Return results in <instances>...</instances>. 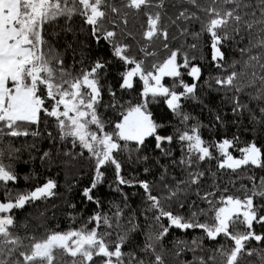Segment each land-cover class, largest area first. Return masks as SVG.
Masks as SVG:
<instances>
[{
    "label": "snow or ice",
    "instance_id": "snow-or-ice-1",
    "mask_svg": "<svg viewBox=\"0 0 264 264\" xmlns=\"http://www.w3.org/2000/svg\"><path fill=\"white\" fill-rule=\"evenodd\" d=\"M171 6L175 11L169 15L166 0H0V137H39L40 131L31 130V126L40 124L41 114L53 118L59 139L71 138L73 145L86 150L94 161L91 183L80 195L102 208L103 202L96 190L104 183V167L111 165L115 169L113 191L122 197L119 204L112 203L111 214L95 211L78 228L49 230L42 238L22 237L15 232V211L54 197L57 182L49 178L26 191H14L8 185L20 176L13 164L3 162L0 151V264H60L61 260L64 264H97V261L100 264H164L157 247H163L162 241L172 229L202 232V236L193 237L190 250L211 254L194 257L195 264H240L243 256L264 251L248 246L252 241L264 244V232L255 230V225L264 226V214H261L264 213V176H248L251 187L242 186L243 197L227 195V189L217 197L216 185L213 191L200 194L205 172L193 168L194 164L216 159L219 169L232 172L246 167L264 170V147L258 146L254 139L240 148V156L236 157L230 149L236 145L237 136L205 140L200 131L204 125L198 122L189 126L193 117L185 111V102L208 107L198 95L202 68L194 62L195 56L190 59L182 48H171L169 43L170 39L177 38L171 33L176 28L179 36L196 41L188 45L190 49L206 44L211 61L222 68L226 59L224 48L231 42L239 44L247 40L248 46L240 49L242 55H248L244 64L261 70V74L253 71L248 81L247 87L255 88V94L249 95L250 102L240 101L246 86L235 82L241 73L232 71L227 77H217L215 84L234 91L233 115L247 113L250 123L264 127V0H175ZM77 16L87 26L92 41L108 46L110 58L98 56L74 74V68L65 66L64 56L57 50L60 33H49L46 26L59 19L71 21ZM194 24H199V31L192 30ZM157 42L167 53L163 58H157ZM67 49H72L71 43ZM150 58L156 59L149 70L146 62ZM114 60L124 68L117 74L121 92L133 90L136 77L143 82L139 102H122L117 88L112 83L105 84L106 69ZM185 73L192 83L184 80ZM165 77L172 78L171 86L163 83ZM105 94L109 97L107 102ZM160 97L179 122L170 134L162 133L171 125L158 122L149 110L150 104ZM251 102L257 107H251ZM108 109H120L115 122L105 119ZM212 111L209 108L210 114ZM226 123L225 116L219 112L214 115L213 127H225ZM110 126L112 130L108 131ZM48 136L54 145L55 136L52 133ZM149 137L155 140L154 151L160 153L153 161L162 169L159 182L135 175L126 179L118 154L127 152L129 163H148L152 158L140 153ZM130 142L135 148L130 147ZM177 142L182 152L179 161L171 147ZM18 151L11 149L9 158ZM213 151L218 155L213 156ZM49 156L50 152H44L39 159L46 161ZM162 157L170 162L161 163ZM177 166L186 177L174 176L172 183L166 182L169 170ZM143 172L152 175V168L145 167ZM33 178V174L23 177L25 181ZM121 186L142 188L146 207L140 215L147 219L148 213H152L153 223L149 225L152 231L143 233L142 244L134 239L141 232L139 216L131 209L130 198ZM193 188L198 199L209 205L207 209L199 208L195 200L191 204L187 202ZM185 208L187 214H184ZM126 211L129 214L125 224ZM200 217H209L210 222H201ZM114 231L115 240L112 239ZM220 237L225 243L210 250L204 248L205 240L216 243Z\"/></svg>",
    "mask_w": 264,
    "mask_h": 264
},
{
    "label": "trees",
    "instance_id": "trees-1",
    "mask_svg": "<svg viewBox=\"0 0 264 264\" xmlns=\"http://www.w3.org/2000/svg\"><path fill=\"white\" fill-rule=\"evenodd\" d=\"M175 0H166V8L168 14L171 15L175 9L172 8V4ZM167 22V21H166ZM49 33H60L61 39L57 45V50L63 54L65 60V66L70 70L74 68L75 72H78L81 67H88L89 64L94 61L98 56H104L109 59L108 46L106 44H97L92 41L88 34L87 26L83 24L80 17H73L71 21L66 19H59L55 23L46 26ZM70 28L71 31L65 32L62 29ZM193 31H199V24L192 25ZM172 35L177 38L175 40L170 39L171 48H182L183 52L188 53L189 58L195 56V63L199 64L202 68V77L199 81L198 95L204 101L203 105L196 104L195 102H185V111L189 112L193 119L189 121V126L201 123L204 125L200 129L201 135L205 140L220 139L227 136L231 139L234 135L238 137V141L234 148L230 149L233 155L240 156L239 149L244 147L246 143L257 141L258 146L264 147V127L254 126L250 123L248 114L233 115L232 113V98L234 91L228 88H220L215 84V78L227 77L232 71L241 73L238 80L235 82L237 85L246 86L243 93L240 94L241 103H249V95L255 94V88L247 87L248 81L252 78L253 71L257 74H261L259 68L246 67L244 61L248 59V55H242L241 48L248 46V41L243 40L241 43L235 42L229 43L224 51L226 53V59L222 68H217L211 61V51L206 44H200L197 49L192 50L188 45L196 43L191 37L179 36L176 28L171 29ZM243 35V33H242ZM206 39V37L204 38ZM239 39V37L237 38ZM72 44V49H67V44ZM74 49V51H73ZM156 49H158V57L163 58L167 53L162 50V46L157 42ZM252 54H255L253 52ZM156 58H150L146 62V68L150 70V65L155 62ZM83 61V63H81ZM264 62V61H262ZM124 68L120 65L119 61H113L111 66L106 69L107 80L105 84L112 83L117 88V95L123 97L122 102L132 101V103L139 102V93L143 89V82L136 77L134 79V89L130 91L121 92L118 88V72L123 71ZM103 75V74H102ZM184 80L188 83H192L186 73L183 76ZM206 81L208 83H206ZM163 83L166 86L173 84L172 78L165 77ZM257 83V87H259ZM105 102L109 100L107 94L104 96ZM50 107V102L48 103ZM251 107L256 108L255 102H251ZM209 108L213 111L210 114ZM149 110L153 113L154 118L161 122L171 125L167 129L166 133L170 134L174 127L178 126L179 122L176 117L172 115L170 110L167 109L164 103L163 97L157 99L156 102L151 103ZM102 112L105 110L102 108ZM119 111L117 109L113 111L108 109L105 113V119L115 122L119 118ZM219 112L226 118V126L220 127L214 124V115ZM258 114V113H257ZM233 121H236L233 123ZM255 127V130H254ZM31 130L40 131L39 137H33L31 135L24 137H0V151L3 152V162L5 164L11 163L17 170L20 179L15 183L10 182L8 187L14 189V191H26L29 188H34L37 184H42L47 179L51 178L57 182L56 195L51 198L38 200L26 205L21 210L15 211L17 220V226L15 232L19 235L29 236L34 235L37 238H42L49 230L66 231L69 228L80 227L85 223L88 217L95 211L107 212L111 214L114 209L111 207L112 203L119 204L121 202L120 193L113 191L115 189V169L114 166H105L103 171L105 172V180L101 187L96 190V194L100 196L103 207L98 208L96 204L87 202L80 193L83 188L90 185L92 176L94 174V161L89 157L86 150L80 148V146L73 145L71 138L65 141H61L56 135L55 120L50 117H46L41 114L40 124L31 126ZM111 131V126L107 129ZM48 133H52L55 136V144L53 140L48 136ZM130 147L135 148V144L130 142ZM173 155L177 161H179L182 152L179 143H174L172 146ZM11 149H19L18 152H13L12 158H9V151ZM155 149L154 138H146L141 156L148 155L152 158L148 163H129L128 153L122 152L118 154L119 159L123 164L122 174L126 179H131L133 175L139 179H148L149 181L159 182V177L162 169L155 166L153 161L156 156H160ZM44 152H50V156L46 161H41L40 156ZM83 153V154H81ZM218 155L213 151V156ZM135 158V153H133ZM170 161L166 157L161 158V163H169ZM218 161L216 159L206 160L199 164H194V170L205 172V176L202 178L200 184V194L204 192H211L214 190L213 185L218 186L217 197L227 189V195H233L237 197H243L244 190L242 186L251 187L248 176L255 175L256 177L264 176V170L246 167L232 172L227 169H219L217 167ZM145 167L152 168V175H147L143 172ZM26 174H33L34 178L25 181L23 177ZM215 174V175H213ZM178 179H184L186 173H182L180 167H173L169 170L167 181L173 182V177ZM111 185V189L109 187ZM122 190L126 192L130 198L129 203L131 209L136 210L139 216V224L141 225V232L135 235L136 242L143 243V233L152 231L149 227L152 224V213H148L146 219L144 215H140L141 210L146 207L143 203L144 192L143 189L138 186L127 187L121 186ZM2 193V190H0ZM257 203L260 202V198L257 197ZM196 201L199 208L207 209L209 205L202 202L196 196V189L193 188L188 194V203ZM75 205V208L71 207ZM178 207L176 205L173 206ZM188 213V209H184V214ZM128 212H125V224L128 216ZM264 214V213H261ZM201 222L209 220V217H200ZM91 227V225H89ZM158 231V227L156 228ZM242 230V228H240ZM255 230L264 232V226L255 225ZM202 232L199 229H190L187 232L182 230L172 229L170 234L162 241L163 247H157V251L161 252L164 258V264H195L194 257L211 254L210 251L202 252L199 249L193 252L190 250V245L193 237L202 236ZM112 239L115 240V231L113 232ZM177 241L188 242L185 244H177ZM25 243H28L25 240ZM225 243V239L220 237L216 243L205 240L204 248L210 250L217 247L219 244ZM253 249H264V244H258L252 241L248 245ZM127 250V249H126ZM179 252V255L177 253ZM60 264H64L61 260ZM97 264H100L97 261ZM240 264H264V251L252 256H243Z\"/></svg>",
    "mask_w": 264,
    "mask_h": 264
}]
</instances>
